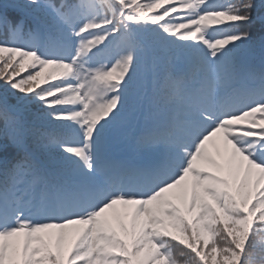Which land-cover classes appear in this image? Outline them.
Listing matches in <instances>:
<instances>
[{
  "label": "snow or ice",
  "instance_id": "snow-or-ice-1",
  "mask_svg": "<svg viewBox=\"0 0 264 264\" xmlns=\"http://www.w3.org/2000/svg\"><path fill=\"white\" fill-rule=\"evenodd\" d=\"M264 0H0V264H264Z\"/></svg>",
  "mask_w": 264,
  "mask_h": 264
},
{
  "label": "trees",
  "instance_id": "trees-1",
  "mask_svg": "<svg viewBox=\"0 0 264 264\" xmlns=\"http://www.w3.org/2000/svg\"><path fill=\"white\" fill-rule=\"evenodd\" d=\"M259 2V0H258ZM256 259L257 261L261 260V259H264V254H261L259 251H257L256 253Z\"/></svg>",
  "mask_w": 264,
  "mask_h": 264
}]
</instances>
